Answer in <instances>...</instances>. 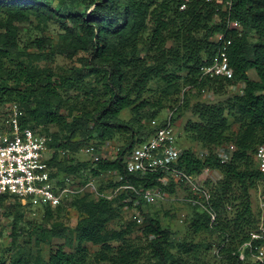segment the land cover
I'll return each instance as SVG.
<instances>
[{
  "label": "trees",
  "instance_id": "trees-1",
  "mask_svg": "<svg viewBox=\"0 0 264 264\" xmlns=\"http://www.w3.org/2000/svg\"><path fill=\"white\" fill-rule=\"evenodd\" d=\"M0 13L5 15L0 19V109L17 105L22 127L52 139L48 165L57 167L52 178L64 174L100 180L116 173L120 180L99 185L101 191L128 182L174 195V182L164 185L162 174H129L124 160L153 136L151 122L176 107L175 123L190 114L184 133L204 151L200 156L181 149L178 168L195 178L209 172L220 176L206 182L218 224L212 226L210 217L193 207L188 226L190 236L203 234L212 242L192 238L176 243L172 228L144 212L148 204L133 194L108 201L85 193L71 200L80 214L73 229L77 248L61 246L47 263L36 259L25 264H84L87 245L99 248V264H187L184 256L202 248L215 249L222 264H264L242 261L238 254L250 234L264 225V212L255 211L253 201V192L264 185L256 159L264 147V0H0ZM31 17L58 26L60 44L40 37L33 42L37 52H22L21 27ZM218 55L227 60L232 77H202L201 67ZM59 56L77 62L57 67ZM155 81L159 88L151 87ZM238 86L241 92L230 94ZM206 94L219 100H206ZM127 111L129 119L123 116ZM117 136L125 144L114 160L63 165L59 159L61 152L73 154L96 146L94 140ZM227 145L233 151L222 163L217 152ZM135 201L144 216L137 238L135 222L120 225L123 210ZM7 203L11 210L33 209L16 198L0 200V205ZM64 205L37 209L51 218L52 211L63 214ZM23 222L18 213L14 225L21 233ZM68 230L56 222L49 232L41 231L62 239Z\"/></svg>",
  "mask_w": 264,
  "mask_h": 264
},
{
  "label": "built area",
  "instance_id": "built-area-1",
  "mask_svg": "<svg viewBox=\"0 0 264 264\" xmlns=\"http://www.w3.org/2000/svg\"><path fill=\"white\" fill-rule=\"evenodd\" d=\"M201 76L232 77L226 59L216 56L212 64L201 67ZM7 118L0 128V200L4 197L16 198L23 205L32 208L49 206L56 209L79 195L91 193L96 198L108 201L114 200L124 193L142 198L147 204L165 201V191L160 188L142 190L131 183H125L112 189L101 191L95 179H75L70 176L52 178V170L48 165V155L52 153L49 147L51 138L36 133L30 127H22L21 110L17 105L8 106ZM177 107L168 110L164 119L153 120L151 127L155 130L153 136L140 144L131 154L125 157L124 164L127 173L146 176L162 174L164 185L174 182L185 189L183 201L206 213L211 225L218 224V212L212 204L213 196L206 186L207 180L216 181L218 174L209 172L199 177H191L178 168L181 148L178 146L175 116ZM84 153L99 161L97 148L93 145L83 149ZM227 147L218 150L222 163L231 158ZM256 159L262 173L264 183V147L257 151ZM126 199L124 202L127 203ZM135 204H138L135 201ZM261 210L264 212V192L261 198ZM135 222L143 224L140 213L135 216ZM239 259L264 262V225L250 234V239L239 248Z\"/></svg>",
  "mask_w": 264,
  "mask_h": 264
},
{
  "label": "rangeland",
  "instance_id": "rangeland-1",
  "mask_svg": "<svg viewBox=\"0 0 264 264\" xmlns=\"http://www.w3.org/2000/svg\"><path fill=\"white\" fill-rule=\"evenodd\" d=\"M5 15L0 13V19H3ZM22 31L19 35V45L22 52L33 53L37 52V49L34 47L33 42L36 38L46 37L50 38L54 41L55 44L59 45V30L58 26L43 25L40 21L34 17H31V23H25L22 27ZM76 61V60H75ZM77 62V61H76ZM76 62H71L67 58L59 56L57 59V67H67ZM250 76L252 79H257L255 72L251 71ZM152 88H159L160 83L155 81L151 84ZM242 86H238L236 88L230 89V94L240 93L242 90ZM206 100L217 102L219 99L213 94H206L204 96ZM7 105L0 109V128L4 126L5 118H7V112L9 111ZM167 111L162 112L160 119H164L166 117ZM6 116V117H5ZM123 116L126 119H129V112H124ZM190 114H183L178 120H176V133L178 137V146L182 150L184 149H192L198 155L203 154L202 147L192 142L184 133V125L186 121L189 119ZM52 130L55 131L56 128L52 127ZM95 144L97 148L98 156L104 157L110 160H114L117 158L120 149L125 144V139L121 137H116L113 140H108L104 142H99L98 140H94L92 142ZM232 149V145L225 146ZM83 147H81L78 151L73 154L65 152H61L59 155V159L63 161V165L67 163H72V165L77 164H85L93 161V157L87 155L83 151ZM53 152L48 155V158L52 156ZM73 158V162H68L69 158ZM54 172H57V167L51 168ZM208 173L205 174L207 176ZM214 175V174H211ZM210 175V176H211ZM64 176V174H60L59 177ZM84 175L82 180L85 179ZM210 176H207L209 178ZM218 178L220 176L218 174ZM210 179V178H209ZM120 180L119 176L116 173L107 174L102 177L100 180L95 179V183L97 186L103 185L106 186L111 182H118ZM212 180V179H211ZM218 180V179H216ZM264 192V185L260 184L258 189L253 192V201H254V210L257 212H261V198ZM165 201H159L156 204H148L143 206L144 212H149L155 216H159L164 223V225H169L174 234V240L176 243L185 241L186 239L192 240L194 242H212V239L209 236L199 235L196 237L190 236L188 231V226L190 220L194 216L193 206L185 203L183 201L184 196L186 195V191L181 186H177V191L174 195H169L168 193H164ZM72 201L65 203L64 205V213L59 215L55 211H52V217L48 218L44 211L38 210L37 208H33L32 211L27 210L24 207L18 208L16 206L13 210L9 208L10 204H2L0 205V264H25V263H33L36 259H40L43 263H47L50 255L58 249L59 247H65L66 251H70L71 249L75 250L77 248V243L74 242V234L73 229L76 226L77 222L80 219V214L77 210L71 206ZM23 205V204H22ZM138 204H133L132 207L126 208L123 210L121 214V222L120 225L126 223L135 222V216L137 213H140L144 218L143 214L139 211ZM25 206V205H23ZM21 213L24 215V222L18 228L24 227L22 233L15 227L14 225V217ZM56 222L63 224V226H67L69 228L66 233V238H52L50 235L42 233V229L45 232H49L52 229L53 224ZM136 223V222H135ZM136 232L133 236L134 238L140 237V225L136 223ZM111 227H115V225H111ZM17 232V236L15 237L14 233ZM13 237L15 239H13ZM67 241L74 242L73 246L66 245ZM88 246V253L82 255V260L85 262L84 264H99L96 261L95 254L99 251L98 247H93L91 245ZM71 248V249H70ZM177 250H174L173 253H176ZM184 259L187 260V264H222V262L217 258L216 251L213 249L212 252L206 251L205 249H200L197 254L191 256H184Z\"/></svg>",
  "mask_w": 264,
  "mask_h": 264
}]
</instances>
